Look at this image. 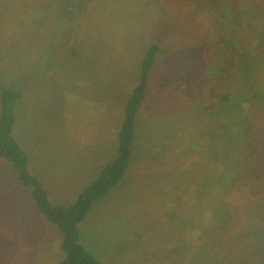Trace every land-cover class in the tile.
<instances>
[{"label": "rangeland", "instance_id": "rangeland-1", "mask_svg": "<svg viewBox=\"0 0 264 264\" xmlns=\"http://www.w3.org/2000/svg\"><path fill=\"white\" fill-rule=\"evenodd\" d=\"M153 46L130 168L80 244L103 264H264V0H0L31 175L76 202L117 155ZM61 239L0 158V264H60Z\"/></svg>", "mask_w": 264, "mask_h": 264}, {"label": "trees", "instance_id": "trees-1", "mask_svg": "<svg viewBox=\"0 0 264 264\" xmlns=\"http://www.w3.org/2000/svg\"><path fill=\"white\" fill-rule=\"evenodd\" d=\"M203 2L204 0H194ZM217 0H205L211 4ZM157 47L149 49L143 63L141 83L132 91L125 116L118 133L116 157L100 171L95 181L87 186L71 206H56L50 201L49 192L41 181L31 175L29 161L14 137L15 109L21 99L16 89L2 82L0 74V158L6 160L17 173L20 184L30 189L33 200L43 215L61 231V250L65 259L60 264H103L80 244V228L92 211L96 201L105 197L126 176L132 161L136 138V115L142 105L148 76L155 64Z\"/></svg>", "mask_w": 264, "mask_h": 264}, {"label": "crops", "instance_id": "crops-1", "mask_svg": "<svg viewBox=\"0 0 264 264\" xmlns=\"http://www.w3.org/2000/svg\"><path fill=\"white\" fill-rule=\"evenodd\" d=\"M147 84H148V82H147ZM144 96H146V94Z\"/></svg>", "mask_w": 264, "mask_h": 264}]
</instances>
